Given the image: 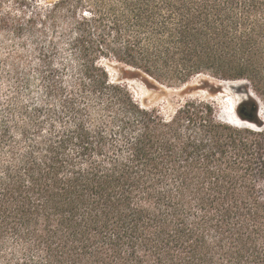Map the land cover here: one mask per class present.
<instances>
[{
    "label": "trees",
    "instance_id": "trees-1",
    "mask_svg": "<svg viewBox=\"0 0 264 264\" xmlns=\"http://www.w3.org/2000/svg\"><path fill=\"white\" fill-rule=\"evenodd\" d=\"M200 75L264 104V0H0V264H264V122L122 82Z\"/></svg>",
    "mask_w": 264,
    "mask_h": 264
},
{
    "label": "rangeland",
    "instance_id": "rangeland-1",
    "mask_svg": "<svg viewBox=\"0 0 264 264\" xmlns=\"http://www.w3.org/2000/svg\"><path fill=\"white\" fill-rule=\"evenodd\" d=\"M110 71L112 78L116 79L120 77L116 68L110 67ZM239 81L245 82L244 84H241L242 87L240 90L236 89V85L231 86V84L228 83L235 81H217L207 75L196 76L182 87L160 86L155 88L148 87L144 82L137 78H124L122 80V82L130 87L138 101L150 106L158 107L165 115L173 114L179 105H181L186 99L202 98L214 102L221 120L237 125L257 127L258 124L255 119H240L235 114V110H233L234 107L236 109L241 103H245L250 99H257L262 105L263 116L262 118L256 116V118L264 122V104L255 95L245 80ZM247 86L249 88L248 90L245 89ZM250 93L253 95H250ZM234 103L235 105L233 107Z\"/></svg>",
    "mask_w": 264,
    "mask_h": 264
},
{
    "label": "water",
    "instance_id": "water-1",
    "mask_svg": "<svg viewBox=\"0 0 264 264\" xmlns=\"http://www.w3.org/2000/svg\"><path fill=\"white\" fill-rule=\"evenodd\" d=\"M236 89H237V86H235ZM250 92V90H249ZM258 104L256 105L254 102L251 103V109H252V113H249V114H243L242 113V109H241V106L244 104V103H241L239 104V106L235 109V114L238 116V118H242V119H246L248 118L249 120H254L257 117H260V111L263 109L262 108V105L260 103V101H257ZM261 118V117H260ZM264 120V119H263Z\"/></svg>",
    "mask_w": 264,
    "mask_h": 264
},
{
    "label": "flooded vegetation",
    "instance_id": "flooded-vegetation-1",
    "mask_svg": "<svg viewBox=\"0 0 264 264\" xmlns=\"http://www.w3.org/2000/svg\"><path fill=\"white\" fill-rule=\"evenodd\" d=\"M241 109H242V113L243 114H249V113H252L253 111H252V109H251V105L250 104H243L242 106H241Z\"/></svg>",
    "mask_w": 264,
    "mask_h": 264
},
{
    "label": "bare ground",
    "instance_id": "bare-ground-1",
    "mask_svg": "<svg viewBox=\"0 0 264 264\" xmlns=\"http://www.w3.org/2000/svg\"><path fill=\"white\" fill-rule=\"evenodd\" d=\"M222 83H223V82H222ZM228 83H230L231 86H232V85L239 86V85H241V84H244L245 82L235 81V82H228ZM250 95H253V94L250 93ZM245 98H246V97H245ZM245 98H244V99H245ZM234 105H235V103L233 104V107H234ZM233 110H235V107L233 108ZM262 112H263V109L260 111V117H261V118H262V116H263ZM237 117H238V116H237ZM263 119H264V118H263Z\"/></svg>",
    "mask_w": 264,
    "mask_h": 264
}]
</instances>
